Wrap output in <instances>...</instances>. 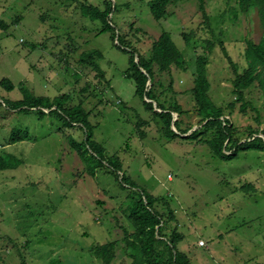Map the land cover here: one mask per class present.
I'll use <instances>...</instances> for the list:
<instances>
[{
    "label": "rangeland",
    "instance_id": "1",
    "mask_svg": "<svg viewBox=\"0 0 264 264\" xmlns=\"http://www.w3.org/2000/svg\"><path fill=\"white\" fill-rule=\"evenodd\" d=\"M83 1L0 0V99L21 101L27 90L37 97H63L69 107L82 104L95 141L108 156L118 157L132 186L121 184L108 168L90 173L93 165L88 169L69 141L85 138L78 128L53 116L6 111L3 104L0 161L19 166L0 170V264H104L92 250L109 242H118L112 264H133L142 255L135 251L130 257L134 252L124 230L135 232L129 216L140 190L169 202L176 221H168V211L159 206L168 221L166 233L177 229L183 237L178 249L190 264H264V153L242 152L227 162L203 142L164 137L165 125L146 110L135 82L125 76L130 55L118 49L111 32L98 34L101 22L83 14ZM88 1L102 7L105 0ZM149 1L119 0L112 22L144 57L164 32L182 50L184 68L156 74L160 102L179 104L187 113L183 127L198 128L194 71L197 57L209 53L206 41H212L210 99L229 116L228 107L236 102L231 61L240 72L247 67V42L259 43L264 35L258 14L236 20L237 0H204L213 36L204 26L200 0L175 1L162 21L153 17ZM184 33L191 36L190 45ZM93 52L103 55L98 61L105 78L81 62L83 54ZM5 79L15 90L2 86ZM245 94L248 112L240 113L238 104L230 116L242 142L249 128L264 130L261 91L253 86ZM13 128L28 130L30 140L7 145Z\"/></svg>",
    "mask_w": 264,
    "mask_h": 264
},
{
    "label": "trees",
    "instance_id": "2",
    "mask_svg": "<svg viewBox=\"0 0 264 264\" xmlns=\"http://www.w3.org/2000/svg\"><path fill=\"white\" fill-rule=\"evenodd\" d=\"M115 1L105 0L102 7H96L90 4L88 0H84L81 9L83 14L93 22H101L102 26L98 29V34L111 32L112 41H115L118 37L120 43L117 46L118 49L130 55V67L125 76L135 82L136 95L144 102L146 110L153 113L154 117L159 118L165 125L163 136L169 141L184 139L203 142L211 148L214 155L227 162L238 159L242 152L258 151L264 153V137L259 136V134L264 135V130L249 128L248 139L242 142L239 137V129L230 118L238 104H240V113L246 114L248 112L251 103L247 102L245 93L253 86L261 91L264 98V35L259 43L247 42L244 53L247 67L243 72H240V68L231 61L236 75L233 81L236 102L228 107L231 111L229 116L226 115V109L216 106L210 99L211 84L208 80V66L215 43L206 41L205 51L209 53L198 56L196 59L195 88L191 91L196 102L198 116H201L202 119L198 122V128L195 131L191 132L188 137L182 138V135L188 134L193 129V126L183 127L181 117L187 113L179 104L168 107L166 104L161 103L159 95L155 91L157 73H169L173 66L184 68L186 61L182 50L175 43L171 33L164 32L154 42L152 52L148 57L139 54L134 48H131L129 43L125 42L120 30L118 31L114 27L112 18L121 7L119 0ZM175 1L177 2V0H150L149 7L153 17L157 21L165 20L169 16V6ZM204 5L205 1L200 0V9L205 18L204 26L210 29L214 36L215 32L212 29L211 18L207 15ZM232 11L236 20L241 14L249 16L257 13L264 34V0H237V7L233 8ZM191 39V36L183 34V40L187 45H190ZM220 45L224 48L222 42H220ZM102 57L101 52L83 54L81 62L92 66L99 77L105 78V73L101 70L98 61ZM155 67H158L157 71ZM2 86L10 92L15 90V86L7 79L2 81ZM24 92L25 98L21 101L0 99V107H3L4 104L6 111L23 115L36 113L39 119L53 116L60 121H64V123L61 122L65 127L78 128L81 133L83 132L85 138L82 141H77L74 138L69 141L72 148L76 150L81 160L87 165V168L89 169L93 165L90 168V173L94 174L97 169L108 168L110 172L121 178V184L127 187L132 186L129 179L122 173V165L118 157L108 156L104 147L95 141V128L90 123L89 113L86 112L82 104L69 107L66 106L67 99L62 100L63 97L51 99L29 95L27 90ZM155 103H157V108L160 111H156ZM176 114L179 118L175 120ZM256 121L259 125L261 124L259 117L256 118ZM27 140H30L28 130L13 128L7 145ZM229 152L232 153L229 154ZM18 166L19 162L9 160L6 163L0 161V170ZM121 173L122 176H120ZM159 206H162L165 212L168 211V221H176V215L174 211L169 209L167 200L149 197L145 191L140 190V202L135 206V211L129 216V220L135 227V232L129 234L124 230L127 247L134 252L130 257H135V251L143 257L142 263V257H140L141 259L135 260L133 264H190L188 256L178 249L183 237L177 232V229L173 230V227L170 234L166 233L168 221H166V217ZM117 246L118 242H109L95 247L92 253L104 264H112L115 260Z\"/></svg>",
    "mask_w": 264,
    "mask_h": 264
},
{
    "label": "built area",
    "instance_id": "3",
    "mask_svg": "<svg viewBox=\"0 0 264 264\" xmlns=\"http://www.w3.org/2000/svg\"><path fill=\"white\" fill-rule=\"evenodd\" d=\"M199 245H200L201 247H204L206 244H205L203 241H201Z\"/></svg>",
    "mask_w": 264,
    "mask_h": 264
},
{
    "label": "water",
    "instance_id": "4",
    "mask_svg": "<svg viewBox=\"0 0 264 264\" xmlns=\"http://www.w3.org/2000/svg\"><path fill=\"white\" fill-rule=\"evenodd\" d=\"M176 120V119H175ZM192 132V131H191ZM189 134V133H188Z\"/></svg>",
    "mask_w": 264,
    "mask_h": 264
}]
</instances>
